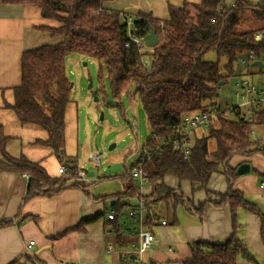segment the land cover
<instances>
[{
	"label": "trees",
	"instance_id": "16d2710c",
	"mask_svg": "<svg viewBox=\"0 0 264 264\" xmlns=\"http://www.w3.org/2000/svg\"><path fill=\"white\" fill-rule=\"evenodd\" d=\"M107 1L110 0H2L8 5L41 8L46 17L59 22V26L38 28L50 31L53 37L61 36L55 43L22 53L21 83L14 87V103L5 106L15 112L21 123L37 124L47 131L48 139L39 143L53 149L67 172L51 176L39 162L9 154L6 149L8 137L0 125V175L8 172L27 176L24 202L37 195L52 196L66 188L82 186L77 177V161L65 151V108L72 101L67 55L76 53L96 58L105 69L110 94L116 102L114 106L125 114L122 95L134 90L151 132L157 137H172L181 132L186 113L203 110L218 102V87L236 74L240 54L247 51L255 52L258 57L264 54V39L255 38L256 33L264 28L262 0H235L233 3L227 0H183L182 6L168 3L167 19L155 18L151 12L138 10L133 35L142 38L154 28L160 42L153 52L139 50L129 37L125 12L106 8ZM247 16L255 25L241 30L240 23ZM210 50H215L218 57H225L222 67L219 61L204 59ZM145 60L149 64H145ZM99 75L100 79L104 78L103 68H100ZM250 127L246 120H223L220 128L211 127L208 135L195 139L187 158L172 145L162 146L143 166V173L152 188L145 196L147 205L156 201L174 205L187 203L188 210H194L201 218L211 207H228L232 213L234 233L221 243L192 242L191 258L182 264H237L240 258L259 264L249 246L236 235L239 225L237 211L244 209L258 215L262 233L264 213L243 191L234 188L240 164L231 165L237 156L250 158L261 154L264 157V150L250 136ZM210 138L216 142L212 151L209 150ZM149 142L155 145L158 141L155 138ZM218 172L226 177L228 190L225 193L208 188L213 174ZM169 176L179 182H189L193 192L205 190L206 198L196 204L186 200L180 190L165 184ZM133 183L131 180L123 192L111 196L115 199L113 218L104 217L102 212L81 220L73 230L83 232L87 224L104 217L105 229L110 228L119 241L118 245H124L123 227L119 221L127 205L122 199L137 193ZM106 197L98 199L105 200ZM10 224L11 219L1 221L0 228ZM17 263L18 259H15L9 264Z\"/></svg>",
	"mask_w": 264,
	"mask_h": 264
},
{
	"label": "crops",
	"instance_id": "0c3cea01",
	"mask_svg": "<svg viewBox=\"0 0 264 264\" xmlns=\"http://www.w3.org/2000/svg\"><path fill=\"white\" fill-rule=\"evenodd\" d=\"M234 1L227 0L228 3ZM168 3L182 6L183 0H110L105 2L104 6L133 17L138 10H143L151 12L155 18L167 19ZM40 26L57 27L59 22L46 17L41 8L8 5L0 0V125L8 137L6 149L9 154L15 157L25 156L30 161L39 162L51 176L57 177L62 175L59 173L62 164L51 147L39 143L48 139L47 131L37 124L21 123L15 112L5 106L7 103H14V87L21 83L22 53L61 39V36L53 37L48 30H40ZM78 125V105L72 99L65 108V151L67 156L75 158L76 161L79 148ZM200 133L202 131L198 132L195 138L201 137ZM215 147L216 144L209 150L212 151ZM243 162L250 164V170L237 177L234 188L243 191L264 213V188L261 187L264 182V157L261 154L250 158L237 156L231 161V165L236 167ZM165 184L176 191L180 190L186 200L195 204L206 198L205 190L192 193L189 182H179L169 176L165 179ZM26 185L27 177L24 174L5 172L0 175V222L14 218L21 221L20 225L12 223L0 228V264H9L15 259L22 261L30 241H34L32 250L36 259H28V264H35V261L57 264L61 259L70 260L74 264H127L124 261L125 252L128 249L131 251L132 244L138 241V236L129 224L122 231L126 245L108 252L105 246L106 235H110L111 239H116V236L110 228L105 229L104 217L113 209L106 211L107 214L101 211L102 200L92 193L89 184L69 187L52 196L37 195L24 202ZM208 188L214 192H227L225 175L220 172L213 174ZM151 190L150 185L147 189L142 188L145 196L149 195ZM172 204L156 201L148 205L156 218L166 219L168 222L166 225H151L156 242L151 250L152 254L148 256V264H182L184 260L191 258L192 242L202 240L221 243L234 233L232 213L228 207H211L201 218L194 210H188L189 204H183L185 210H181L182 214L178 216L174 212L173 219L170 220L168 213ZM102 212L104 217L87 224L85 231L73 230L81 220ZM237 221V237L249 246L258 263L264 264V233L259 216L239 209ZM125 222L127 221L124 220ZM131 235L134 237L131 238ZM130 240L132 242L129 247ZM169 247L173 248V252H168ZM237 264L255 263L240 258Z\"/></svg>",
	"mask_w": 264,
	"mask_h": 264
},
{
	"label": "rangeland",
	"instance_id": "374dc122",
	"mask_svg": "<svg viewBox=\"0 0 264 264\" xmlns=\"http://www.w3.org/2000/svg\"><path fill=\"white\" fill-rule=\"evenodd\" d=\"M193 1L198 2L199 0ZM245 18L240 23L241 30L249 29L255 25L249 16ZM203 57L209 61H219L220 67L225 63V57H218L215 50L208 51ZM66 64L68 77L71 84H73L71 99H74L79 110L77 164L87 173L94 172V176H89L88 179H80L79 182L83 185L89 184L94 195L98 197L100 195L107 196L105 201L102 200L103 208L101 210L107 214L106 211L112 208L111 196L123 192L126 185L130 184L131 176L127 175L126 179L123 176L127 173V170H130L128 172L130 174L131 167L136 164L140 155L139 150L147 144L152 132L140 98L134 90L122 95L121 101L125 107V114H122L114 106L116 102L110 94L105 69L96 58L71 53L67 55ZM100 68L104 70L105 76L103 79H100ZM244 69L245 66L237 64L235 73H239ZM258 71V68L251 66H248V70H244L245 73H256ZM234 76L229 79L228 84L224 87L226 95L231 93ZM254 79L258 82H264V72L262 76L256 75ZM215 143V139L210 138L209 148L214 147ZM97 151L104 154L99 169L88 157L89 153ZM144 187L147 189L149 185L145 184ZM195 192L192 191V193ZM122 203H127L126 197L122 199ZM186 205L188 204L186 203ZM127 209L128 207H126L125 213L119 221L123 228L129 224L132 227L134 226V223L127 219ZM181 210H185L183 204H172L168 213L169 219H173L174 212L180 216L182 214ZM124 220L127 222L124 223ZM106 237L105 246L107 249L111 247L112 250H115L126 245H118L116 239H111L110 235H106ZM133 237L134 235H131V238ZM125 239L130 238L125 237ZM131 242L132 240L128 242L129 247ZM129 252L128 249L125 253ZM32 258H35V256ZM35 262V264H42L38 261Z\"/></svg>",
	"mask_w": 264,
	"mask_h": 264
},
{
	"label": "built area",
	"instance_id": "2783aa9c",
	"mask_svg": "<svg viewBox=\"0 0 264 264\" xmlns=\"http://www.w3.org/2000/svg\"><path fill=\"white\" fill-rule=\"evenodd\" d=\"M264 1V0H262ZM126 15L127 28L129 37L137 45L141 52L148 50L154 51V47H149L144 42V37L138 38L133 35L134 30V17L128 13ZM256 39H264V28L260 29L256 35ZM245 55V56H243ZM259 60L262 62V67L252 66L253 62ZM145 64H149V61L145 60ZM238 64L245 66L248 70V66L256 67L259 69L256 73L244 72L241 70L235 74L233 84H231V93L226 95L224 87L228 84L226 82L218 87L219 98L216 104H210L203 110H195L186 113L183 116V124L181 132L172 137L159 136L155 133H151V137L148 139L147 144L142 146L139 150L140 155L137 158L136 164L131 167V176L134 181L133 186L137 188L135 195L127 196V219H130L133 223V230L138 236V241L132 244V249L124 256V261L127 264H148L149 252L154 248L156 242V235L151 229L153 223H160L166 225L168 222L166 219L156 218L150 211L145 201V195L142 188L145 184H149L148 178L143 173L144 164L150 159L152 153L159 150L162 146L172 145L174 150L180 151L182 155L187 158L190 154V150L194 145V141L198 132L200 136L208 135L211 127L220 128L223 120H246L251 124L250 136L252 139L259 143V147L264 150V82H258L254 79L256 75L262 76L264 72V54L258 57L253 51H247L239 55ZM199 137V138H201ZM157 138L155 145H151L150 139ZM89 159L99 169L102 163L104 154L102 152H91L88 155ZM67 168L62 165L59 168V173L63 174L67 172ZM26 176V175H25ZM27 177V176H26ZM78 179H88L87 172L78 168ZM261 187L264 188V182L261 183ZM115 212L112 210L108 214V218H113ZM14 225H20V220L17 218L11 219ZM34 241H30L25 252V256L22 261L17 264H28L29 256H35L32 250ZM113 251L112 248H108V252ZM168 252H173V248L169 247ZM57 264H74V262L66 259L58 260Z\"/></svg>",
	"mask_w": 264,
	"mask_h": 264
},
{
	"label": "water",
	"instance_id": "95a60500",
	"mask_svg": "<svg viewBox=\"0 0 264 264\" xmlns=\"http://www.w3.org/2000/svg\"><path fill=\"white\" fill-rule=\"evenodd\" d=\"M45 15V13H44ZM144 42L147 46L149 47H156L158 46L160 39L156 34V30L154 28H151L150 32L144 36ZM252 66H258V67H262V62L259 60H256L253 62ZM225 84V82H221L220 85ZM71 87H73V84H71ZM250 170V164L248 162H243L242 164H240L237 167V174L238 175H243L245 173H247ZM94 172H90L89 176H93ZM111 205L113 206L115 203V199L111 200ZM152 254V251L149 252V255Z\"/></svg>",
	"mask_w": 264,
	"mask_h": 264
}]
</instances>
